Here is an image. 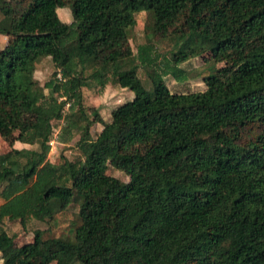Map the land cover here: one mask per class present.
Masks as SVG:
<instances>
[{
  "label": "trees",
  "instance_id": "16d2710c",
  "mask_svg": "<svg viewBox=\"0 0 264 264\" xmlns=\"http://www.w3.org/2000/svg\"><path fill=\"white\" fill-rule=\"evenodd\" d=\"M66 9L85 20L80 33L77 20L62 18ZM141 11L149 41L174 43L168 62L152 42L135 52L127 29ZM0 33L9 37L0 49V128L32 113L19 129L38 144L0 155V259L264 264V0H0ZM230 49L237 57L228 65L181 67ZM42 61L53 66L44 84L28 71ZM167 75L202 76L206 88L172 91ZM109 85L134 97L105 121L85 89ZM61 120L64 134L79 132L83 161L48 159ZM74 203L66 235L36 229L33 243L17 245L4 226L48 222Z\"/></svg>",
  "mask_w": 264,
  "mask_h": 264
},
{
  "label": "rangeland",
  "instance_id": "374dc122",
  "mask_svg": "<svg viewBox=\"0 0 264 264\" xmlns=\"http://www.w3.org/2000/svg\"><path fill=\"white\" fill-rule=\"evenodd\" d=\"M64 12H61V15ZM62 18L67 22H72L77 20L79 25L77 27V33H80L84 27L85 20L77 17L71 10L66 9V12L62 15ZM137 21L133 28L127 29V33L130 37L131 43L135 52H138V45L152 42L155 47V55L158 56V61L168 62L171 57L172 50L176 47L174 43L167 39L153 38L151 41L148 40L146 33V26L150 21L149 14L146 11H141L136 15ZM9 37L0 33V49H2L8 42ZM96 50L95 48H90L88 54H91ZM226 52V53H225ZM221 54H215L207 52L202 56L190 59L184 62L181 67L185 70H192L194 68L200 67L205 63H216L218 66H225L232 63L236 59V49L227 50ZM28 71L44 84L48 81L53 73V66L48 61H42L36 68L29 66ZM144 74V72H143ZM145 75V74H144ZM143 75V76H144ZM168 87L172 91L187 92L190 90L199 91L204 90L206 85L203 81V77L190 78L186 81H180L175 79L172 75H167L165 77ZM85 102L88 107L98 109L102 118L106 120L111 119V110L118 104H121L127 100H131L134 97V92L128 88H120L116 86H106L104 89L93 88L85 89ZM35 118V115L26 111H22L18 119L14 123V127L0 128V155L8 152L12 148H38L37 141L24 134L20 129V125L30 121ZM54 125L53 139L51 140V149L48 154V159L54 164H61L64 159L83 161V155L81 149L78 146V140L80 138L79 132L74 131L71 136L69 134H64L61 130L64 124L63 120L58 121ZM103 125L98 123L92 127V135L96 137L102 130ZM109 174L119 177L123 180H128L123 172L110 168L108 170ZM3 199L0 197V203ZM78 204L74 203L67 210L57 213L54 218L48 222H41L35 219L30 220L26 226L19 221H7L5 223L6 230L11 234H17L16 244L24 245L28 243H33L35 241L34 235L35 230L40 229L43 231L44 237H53L66 235L69 233V228L71 227L72 221L77 219ZM41 244H36L34 246V251L40 249ZM33 250H28L27 254L29 256H34L35 252ZM56 252V249L52 250V255ZM0 264H11L8 261L0 259ZM51 264H56L53 259Z\"/></svg>",
  "mask_w": 264,
  "mask_h": 264
},
{
  "label": "crops",
  "instance_id": "0c3cea01",
  "mask_svg": "<svg viewBox=\"0 0 264 264\" xmlns=\"http://www.w3.org/2000/svg\"><path fill=\"white\" fill-rule=\"evenodd\" d=\"M1 203H2V202H1ZM1 203H0V204H1Z\"/></svg>",
  "mask_w": 264,
  "mask_h": 264
}]
</instances>
